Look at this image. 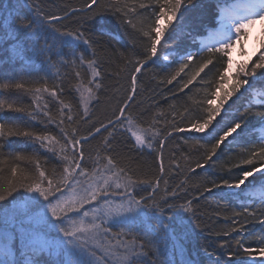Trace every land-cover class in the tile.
<instances>
[{
	"label": "snow or ice",
	"instance_id": "1",
	"mask_svg": "<svg viewBox=\"0 0 264 264\" xmlns=\"http://www.w3.org/2000/svg\"><path fill=\"white\" fill-rule=\"evenodd\" d=\"M186 5H192V0H84L82 7L68 6L63 10V15H59L45 12L39 4L26 2L25 6L32 9V17L17 14L9 23V27L14 26L15 32L24 34L25 46H31L45 55L55 52L61 57L59 63L73 69L87 64L91 74L85 86L80 79V72H75L78 84L73 87L79 97L77 108L82 109L75 113L73 105L62 98V87L53 85L50 89L44 84L38 87H26L24 82L0 83V90H4L2 94L6 96L0 99V173L4 172L6 166L11 177L5 180L0 176V201L11 196L18 188L24 189L27 193L39 194L47 202L52 217L56 218L58 223L55 226L62 233L68 246L65 264H172L171 261L160 259L161 253L157 247L160 234L171 235L174 232L171 221L170 219L161 221L155 231H138L142 217L147 214L145 210L163 216L165 208L179 209L192 219L195 217L194 200L221 188L228 189V194H232V189L243 192L242 185L246 188L248 183H251L250 177L264 174V102H254L256 98L264 101V38L259 42V55L251 61V66L248 61L239 63L234 75L233 61L229 52L235 44H240L247 38V30L258 20L264 24V0L260 4L261 11L258 13L252 11L255 5L229 6L228 15L225 17L227 23L223 24L222 21L223 27L216 34L217 39L213 43L201 42L198 53L187 52L178 56L177 53L170 51L169 47L170 42L183 31L184 22L181 18L187 11ZM149 10L151 15L147 17V21L150 22H146L145 14ZM104 13L117 16L148 41L142 59L137 58L134 63L131 60L127 61L133 63L130 87L126 89L127 100L134 99L138 94L139 78L136 74L142 73L149 62L155 64L163 60L177 65L174 72L161 79V83L172 84L188 69L189 72L185 73L187 79H184L180 89L183 91L205 69H208L209 65L215 67L213 58L217 54H222L221 61L223 57H227V66L224 67L222 62L223 70L217 72L218 79L205 81L201 77L200 80V83L214 86L215 90L206 92L201 102L208 105L207 108H202L205 114L189 121L191 129L202 134L190 139L195 140L194 147L203 150L201 159L196 161L195 167L189 165V174L195 173L196 169H203L205 165L211 164L216 167L213 157L217 156L221 145L228 141L229 137L233 142L244 139L248 117L260 118L261 134L255 137L252 147L245 150L237 163H231L228 167L220 166V170L225 171L227 176L220 178L219 182L205 180L202 190L201 186L197 185L196 191L199 196H194L191 200L185 198V203L176 202L180 199L177 189L180 192L187 191L185 186L188 184V176L185 175L184 180L170 189L165 176L171 172V164H175L177 169L181 166L172 159L169 167L166 168L163 160L164 141L172 136V132L184 130L176 121L168 122L171 130L165 128L166 134L162 136L160 130L155 127L158 123L155 117L149 127L143 128L131 115L125 116V111L129 107L126 103L113 110L115 119L109 118L106 124L101 122L97 126L96 122L90 119L91 105L94 101H98L97 93L103 88L100 55L84 32L79 29L61 31L56 25H62L64 20L72 17L82 22ZM47 29H51L53 33L51 41L45 40L41 44V34ZM66 41L76 48L83 47L84 51L64 59L61 48ZM89 50H91V58L87 55ZM241 54H244L243 47ZM196 56L201 57L198 63ZM194 63L195 70L192 67ZM258 79L261 82L260 87H257ZM45 94L50 100H45ZM24 95L31 97L32 104H24ZM209 95L214 99H209ZM234 96L236 99L229 104L230 98ZM241 97L247 100V104L233 108V104ZM53 101L59 106L58 116H54L49 108V103ZM240 108H243V111ZM6 113H19L20 117L7 116ZM80 123L89 125L87 135H80L79 128L73 126ZM51 124L59 128V135L51 133L49 130ZM37 125L41 127L37 128ZM122 128L134 139L133 147L138 150L142 151L145 147L152 148L154 143L159 146L157 158L160 163L156 174L146 178L134 176L129 167L113 158L111 153L114 151V141L116 136L121 134ZM101 129L107 135H103ZM98 134L102 136L101 147L96 150L95 156L89 154L86 157L84 143H90ZM13 138L23 140L31 147V151H13ZM248 138L252 139V135L248 134ZM187 142L185 140V143ZM50 157L58 161V164L53 165L51 169L48 167ZM185 159L187 160L188 157ZM241 165L250 167L233 174V170L240 168ZM260 187L264 191V185ZM66 192L70 194L66 195ZM158 193L162 195L158 197ZM28 199L34 201L35 196ZM260 199L264 204V195ZM241 208L243 211L234 213L231 218L232 224L217 235L230 237L232 232L243 231L242 223L236 227L238 221L235 217L244 214L256 217L257 211L264 214V207L250 211V206L242 203ZM196 227H199V224ZM188 234L189 232L185 231L184 236L187 237ZM246 243L243 238L222 241L218 245L219 249H229L230 256L234 258L223 261V264H234V261L235 264H243L245 258H253V249L250 244L246 246ZM256 243L258 246L255 252L264 257V234L257 237ZM177 251L181 256L180 264H195L194 261L183 258L182 246L178 247ZM149 252L155 256V259H149ZM205 253L210 258L217 256L216 249L211 252L205 249ZM223 255L221 251L220 256ZM210 264H221V261L210 260ZM257 264H264V260L258 261Z\"/></svg>",
	"mask_w": 264,
	"mask_h": 264
},
{
	"label": "trees",
	"instance_id": "2",
	"mask_svg": "<svg viewBox=\"0 0 264 264\" xmlns=\"http://www.w3.org/2000/svg\"><path fill=\"white\" fill-rule=\"evenodd\" d=\"M26 2H31L33 5L39 4L45 12L59 15H63V10L68 6L80 8L84 4V0H0V83L24 82L26 87H38L40 84H44L50 89L53 85L62 87V98L73 105L74 113L81 111L82 109L77 108L79 97L73 86L78 84L75 77L76 71L80 72V79L86 86V82L91 76L87 64L73 69L59 63L61 57L57 56L55 52L45 55L31 46H25L24 34L15 32L14 26L9 27V23L17 14L32 17V9L25 6ZM223 2L224 0H192L194 7L186 5L187 11L184 12V16L181 18L184 22L183 31L179 32L177 38L170 42L169 50L177 53L178 56L187 52L198 53L200 46L197 39L204 30L216 25L220 4ZM149 15H151V10L145 14L146 22H150L147 21ZM81 23L83 26H81ZM56 26L60 27L61 31L79 29L84 32L86 38L93 42L100 55L103 88L97 93L98 101H94L91 105L90 117L91 120L96 122L97 126L101 122L106 124L109 118L115 119L113 110L118 106L122 107L126 103L129 107L125 111V116L131 115L140 127H149L153 117H155L158 120L155 127L160 130L162 136L166 134L165 128L171 130L169 121H176L179 127L184 129L181 132H172V136L164 141L163 147L165 167H169L172 159L181 166L180 169H177L175 164H171V172L165 176L169 182L168 187L170 189L174 188L176 184L185 179V175L188 176V184L185 186L187 191L180 192L177 189L180 197L176 201L177 203H185V198L191 200L194 196H199L196 187L199 185L202 190L205 180H217L219 182L220 178L226 177L227 173L221 171L220 166L228 167L231 163H237L245 150L252 147L255 137L259 136L257 129L261 127L260 118L249 116L244 139L233 142L232 138L229 137L228 141L221 145L217 156L213 157L216 167L211 164L205 165L203 169H196L195 173L189 174V165L194 168L196 161L201 159L203 153L202 149L198 150L194 147L195 140L190 139V137L202 134L193 131L189 121L205 114L202 108H207L208 105L206 103L201 104V102L206 92L215 90L214 86L200 83V80L201 77L205 81L218 79L217 72L223 70L221 67L222 62L224 67L227 66V57H223V61H221L222 54H217L213 58L215 67L209 65V68L205 69L183 91L180 89L184 79H187L185 73L189 72L188 69L185 70V73H181L172 84L161 83V79L174 72L177 65L163 60L155 64L149 62L142 73L136 74L139 78L138 94L135 95L134 99L127 100L128 93L126 89L130 87V73L133 69V63L137 58H143L147 39L111 13H104L94 19H85L82 22L72 17L64 20L62 25L57 24ZM137 27H140L139 23ZM52 35L51 29H47L41 34L40 43L43 44L45 40L51 41ZM81 51H84L83 47L76 48L67 41L61 48L64 59L73 57L74 54L78 55ZM87 55L91 58V50L88 51ZM200 59V56H196L197 63ZM128 60L133 61V63H127ZM192 67L195 70L196 64L194 63ZM153 76H155V79H153ZM34 81L40 83L35 84ZM258 86H261L259 79L257 80ZM3 91L0 90V99L6 98L2 94ZM44 98L50 100L47 94ZM208 98L214 99L210 95ZM235 99V96L230 98L228 103L232 104ZM23 102L25 105H30L32 99L30 96L24 95ZM241 104H247L244 97L236 100L233 108ZM227 106L225 105V107ZM49 108L54 116H58L59 106L54 101L49 103ZM240 110L243 111V108H240ZM6 115L20 117L19 113H6ZM121 120L123 121V117H121ZM73 126L79 128L80 135H87L89 125L80 123L73 124ZM40 127V125H37V128ZM125 127H127L126 122ZM49 130L52 134L59 135V128L55 124L49 125ZM101 133L107 135L103 129H101ZM120 133L114 141V151L111 153L113 158L122 165L129 167L134 176L146 178L156 174L160 163L157 158L159 146L154 143L152 148L145 147L141 151L133 147L135 141L129 133L124 132L123 128L120 129ZM248 134L252 135V139L248 138ZM185 140L188 142L185 143ZM101 144L102 136L100 134L95 139H91L90 143H84L86 157L89 154L95 156L96 150L101 147ZM12 150L30 152L31 147L23 140L13 138ZM5 151L7 152L8 149ZM101 154L103 155V152ZM185 157H188V159L186 160ZM56 164H58V161L50 157L49 169ZM249 167L248 165H241L240 168L233 170V174ZM0 176L5 180L11 178L6 166ZM249 180L252 182L253 180H259V178L250 177ZM161 187L163 188V185ZM227 191L226 188L213 190L211 194H205L204 197L194 200L195 217L192 219H189V216L179 209L165 208L163 216L145 210L147 214L142 217L138 231H155L161 221L170 219L174 232L171 235L160 234L157 247L160 249V259L166 262L171 261L172 264H180L181 256L177 251L180 246L184 249L183 258L194 261L195 264H210V260L215 259H220L221 264L226 260H234L230 256L229 249L221 250L218 245L224 240L240 238L247 242L246 246L251 245L254 256H260L255 252L258 246L256 239L264 234V214L260 211L256 212V217L247 214L235 217L238 221L236 227H239L242 223L243 231L232 232L230 237L217 235L232 224L231 218L234 213L243 211L241 208L242 203L248 204L250 211L264 207L261 197L257 199L236 197L233 194H228ZM68 194L66 192V195ZM157 195L159 197L162 193ZM32 196H35V200L29 201L28 198ZM225 217H229V219L226 220ZM17 221H20L21 224H15ZM57 223L56 218L52 217L48 211L47 202L39 194L27 193L24 189L18 188L11 196H8L4 201H0V229H8L11 235L10 237L0 238V243L10 245L8 252L3 251L0 247V264H65V253L68 246L62 233L53 226ZM197 224H199V227H196ZM4 226L10 228H4ZM185 231L189 232L187 237L184 236ZM27 240L40 243L37 246L26 244ZM205 249L208 252L216 249L217 256L208 257ZM221 251L224 253L223 256H220ZM149 259H155L151 252H149ZM250 259L245 258L243 264H250Z\"/></svg>",
	"mask_w": 264,
	"mask_h": 264
},
{
	"label": "rangeland",
	"instance_id": "3",
	"mask_svg": "<svg viewBox=\"0 0 264 264\" xmlns=\"http://www.w3.org/2000/svg\"><path fill=\"white\" fill-rule=\"evenodd\" d=\"M248 1L249 0H231L229 2V5H225V6L223 5L220 9V16L217 18V25L215 26V28H210L208 30H204L202 32V35L198 39L200 47H201V42L211 44L217 39V35H216L217 31L222 28L221 20L223 17L228 15L227 9L229 8V6H232V5H237V6L250 5ZM254 8H257V7L255 6ZM255 11L260 12L261 10L260 11L255 10ZM241 14H243V13H241ZM253 26H256V28H257V33L255 35L253 34ZM253 26H251L247 30L248 31L247 38L242 40L240 42V44H235L234 47L229 50L231 59L233 61V68H232V74L233 75H234L235 70H236L237 66L239 65V63H242L244 61H248L249 65L251 66V61H253L259 55V50H258L259 49V42L262 38H264V24H262L258 20V22L256 24H254ZM241 47H243V51H244L243 55L241 54ZM251 82L252 81L250 80V83ZM254 102L259 103V102H264V101H260L259 98H256V100ZM260 134H261V128H259V135ZM254 177L259 178V181L257 184L254 185L253 188L250 187L249 185L246 188L244 186H242V188H244L243 192H241L239 190V191L234 192V193L244 195L245 191L249 190V193L251 192V196L264 195V191H262L261 187H260L261 185H264V174H256V176H254ZM15 224L20 225L21 223H20V221H17ZM53 226L56 227L55 224H53ZM5 227L10 228L8 226H4V228ZM56 229H57V227H56ZM10 236L11 235H10V232L8 229H3V228L0 229V238H6V237H10ZM39 243L40 242H38V241L34 242V241H28V240L26 242V244H31V245L35 244L36 246L39 245ZM0 247L2 248L3 251H6V252H8V250L10 249V245H6L3 243H0ZM260 260H264V257L254 256L253 258L250 259V263L251 264H257V262Z\"/></svg>",
	"mask_w": 264,
	"mask_h": 264
},
{
	"label": "bare ground",
	"instance_id": "4",
	"mask_svg": "<svg viewBox=\"0 0 264 264\" xmlns=\"http://www.w3.org/2000/svg\"><path fill=\"white\" fill-rule=\"evenodd\" d=\"M251 1H253V0H251ZM255 10H261V8H260V6H258V8H256V9H252V11L253 12H257V11H255ZM258 13V12H257ZM227 16V15H226ZM225 16V17H226ZM225 17H223L222 18V20H221V24H222V21H223V24H226L227 23V20L225 19ZM223 24H222V27H223ZM220 31V29L217 31V33ZM257 33V28H256V26H253V34L255 35ZM184 133H187V132H184ZM258 181L259 180H256V181H252L251 183H248V185L250 186V187H254V185L255 184H257L258 183ZM245 187V186H244ZM237 191H239L238 189H232L231 190V193L234 195V196H236V197H244V198H249V199H257L255 196H251V192L249 193V190H247V191H245V193H244V195L243 194H235L234 192H237ZM227 192H229V190L227 191ZM226 192V193H227Z\"/></svg>",
	"mask_w": 264,
	"mask_h": 264
}]
</instances>
